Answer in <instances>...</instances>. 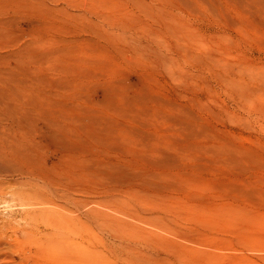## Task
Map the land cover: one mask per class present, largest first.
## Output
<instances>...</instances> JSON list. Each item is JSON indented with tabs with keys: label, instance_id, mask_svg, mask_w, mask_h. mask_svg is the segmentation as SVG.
<instances>
[{
	"label": "rangeland",
	"instance_id": "rangeland-1",
	"mask_svg": "<svg viewBox=\"0 0 264 264\" xmlns=\"http://www.w3.org/2000/svg\"><path fill=\"white\" fill-rule=\"evenodd\" d=\"M176 1L0 0V140L60 160L75 190L37 206L85 225L81 264H264V0ZM9 180L0 236L28 257L20 194L48 187Z\"/></svg>",
	"mask_w": 264,
	"mask_h": 264
},
{
	"label": "bare ground",
	"instance_id": "bare-ground-1",
	"mask_svg": "<svg viewBox=\"0 0 264 264\" xmlns=\"http://www.w3.org/2000/svg\"><path fill=\"white\" fill-rule=\"evenodd\" d=\"M176 1V0H175ZM173 2V1H172ZM177 2V1H176ZM195 2V1H194ZM206 2V1H205ZM178 3V2H177ZM176 3V6H178ZM241 3V1H240ZM181 4V3H179ZM182 6V5H181ZM185 7H189L190 6H185ZM177 8V7H176ZM188 11V10H187ZM110 21V20H109ZM88 41V40H87ZM72 42V41H71ZM64 43H67V42H64ZM87 43V42H86ZM27 44V43H26ZM69 44V43H68ZM72 43H70L71 45ZM169 45V44H168ZM2 46V45H1ZM72 48V47H71ZM21 49V48H20ZM18 50V51H21V50ZM23 49V48H22ZM68 49V48H67ZM38 52V51H37ZM20 53V52H19ZM23 54V53H22ZM21 54V55H22ZM37 54V53H36ZM47 54V53H46ZM50 54V53H49ZM65 54V52H64ZM15 55V54H14ZM66 55V54H65ZM44 56V55H43ZM24 57V56H23ZM37 57V55H36ZM49 57V56H48ZM18 58V57H17ZM7 59V57H6ZM16 59V58H15ZM32 59V58H31ZM43 59V58H42ZM21 61V60H20ZM39 61V60H38ZM42 61V60H41ZM40 61V62H41ZM1 62V61H0ZM32 62V61H31ZM43 63V61L41 62ZM40 63V64H41ZM5 64V62H4ZM22 64V62H21ZM67 64V63H66ZM23 65V64H22ZM43 67V66H42ZM45 67V66H44ZM47 68V67H46ZM50 68V67H49ZM66 66H65V70H66ZM43 69V68H42ZM41 69V70H42ZM15 70V69H14ZM39 70V69H38ZM62 70V69H61ZM17 71V70H16ZM23 71V69H22ZM21 71V72H22ZM47 71V70H46ZM19 72V71H18ZM37 72V71H36ZM42 72V71H41ZM20 73V72H19ZM23 73V72H22ZM21 73V74H22ZM67 74V73H66ZM44 75V74H43ZM37 76V75H36ZM29 78V77H28ZM50 78V77H49ZM11 79V78H10ZM21 79V78H20ZM37 79V77L35 78ZM43 79V78H41ZM5 80H7V77L5 78ZM13 80V79H12ZM12 80H9V81H12ZM24 80V79H23ZM28 80V79H27ZM7 81V82H9ZM21 81V80H20ZM74 81V80H73ZM36 82V81H35ZM49 82V81H48ZM24 83V82H22ZM36 84V83H35ZM27 85V84H26ZM39 85V84H38ZM44 85V84H43ZM8 88V84L6 85ZM30 86V85H29ZM47 86V85H46ZM60 86V85H59ZM2 87V86H1ZM4 88H6L4 85H3ZM39 87V86H38ZM45 87V86H44ZM51 87V86H50ZM72 87V86H71ZM23 88V87H22ZM55 88V87H54ZM1 90L0 91H3V88H0ZM12 89V88H11ZM10 89L11 92H13L12 90ZM21 89V88H20ZM32 89V88H31ZM36 89V88H35ZM59 89V88H58ZM7 90V89H6ZM9 90V89H8ZM16 90V89H15ZM29 90V89H28ZM38 90V89H37ZM42 90V89H41ZM5 91V90H4ZM9 91V92H10ZM33 91V90H32ZM43 91V90H42ZM79 91V90H78ZM11 92H10V95H11ZM40 92V91H39ZM4 93V92H3ZM32 93V92H31ZM57 93V92H55ZM80 93V92H79ZM9 94V93H8ZM1 95V94H0ZM4 95V94H3ZM1 95V96H3ZM9 95V96H10ZM17 95V94H16ZM35 95V94H34ZM39 95V94H37ZM53 95V94H51ZM56 95V94H55ZM6 96V95H5ZM8 96V95H7ZM6 96V97H7ZM41 96V95H40ZM78 96V95H77ZM11 97V96H10ZM8 97V98H10ZM38 97V96H37ZM36 97V98H37ZM51 97V96H50ZM54 97H57V96H54ZM5 98V97H4ZM12 98H13V95H12ZM11 98V99H12ZM24 98V97H23ZM30 98V97H29ZM35 98V100H36ZM6 99V98H5ZM22 99V98H21ZM26 99V98H25ZM3 100V101H2ZM2 104L4 102V99L2 97ZM10 100V99H9ZM12 101V100H10ZM9 101V102H10ZM30 101V100H29ZM28 101V102H29ZM21 102V101H20ZM26 102V101H25ZM24 102V104H26ZM31 102V101H30ZM42 102V101H41ZM1 103V102H0ZM5 103V102H4ZM40 103V102H39ZM45 103V102H44ZM51 103V102H50ZM21 104V103H20ZM19 104V106H20ZM23 104V105H24ZM54 104V103H53ZM4 105V104H3ZM5 105H7L5 103ZM10 104H8L7 107H9ZM12 105V104H11ZM15 105V103H14ZM29 105V104H28ZM35 105V104H34ZM22 106V104H21ZM27 106V105H26ZM31 106V104H30ZM18 106L14 107L13 109L12 106L11 108L7 109V112L11 113L12 116L15 117V115L18 117V119L16 120H19V118H21L22 116H25L27 113L25 111L26 114L24 115L22 112L18 111V110H21L20 108L23 109V107H19L17 108ZM40 107V106H39ZM51 107V106H50ZM2 107H0L1 109ZM33 108V107H32ZM42 108V106H41ZM54 109V108H53ZM111 109V108H110ZM2 110V109H1ZM49 111V110H48ZM36 112V111H35ZM71 112V111H70ZM88 112V111H87ZM32 113V112H31ZM38 113V112H37ZM52 113V112H51ZM50 113V114H51ZM86 113V112H85ZM29 114V113H28ZM50 114H46L49 115ZM54 114V113H53ZM51 114V116L53 115ZM37 115V114H35ZM43 115V114H42ZM60 115V114H59ZM58 115V116H59ZM2 116V115H1ZM10 116L9 114V117L15 119L14 117ZM45 116V115H44ZM56 116V117H58ZM34 117V116H32ZM47 118H42L43 119V122H44V119H48ZM55 117V116H54ZM3 118V116H2ZM53 118V117H52ZM51 118V119H52ZM60 118H62V120L58 119H52L54 121V123L56 125H59V123L57 124V122H60L62 123V121L64 120L63 119V116L61 115ZM5 119V118H4ZM10 119V118H9ZM8 119V120H9ZM50 119V118H49ZM7 120V119H6ZM15 120V121H16ZM30 120V119H29ZM73 120V119H72ZM14 121V120H13ZM14 121V123L16 124V122ZM33 121V120H32ZM36 121V120H35ZM48 121V120H46ZM45 121V122H46ZM51 121V122H53ZM51 125H53V127L55 126V124L51 123ZM111 122V121H110ZM60 123V124H61ZM64 123V121H63ZM62 123V124H63ZM11 124V123H10ZM18 124V123H17ZM48 124V122H47ZM45 124V126L47 125ZM66 124V122H65ZM64 124V126H65ZM73 124V123H72ZM71 124V126H72ZM62 126V127H64ZM70 126V125H69ZM12 127H13V124H12ZM62 127L61 128V132H62ZM48 128V127H47ZM68 128V127H67ZM71 128V127H69ZM73 128V127H72ZM74 128H77V127H74ZM56 129V128H55ZM7 130V129H6ZM17 130V129H16ZM68 130V129H66ZM73 132V129L70 130ZM8 132V131H7ZM65 131L63 130V133ZM12 133V132H11ZM69 133V132H67ZM88 133V132H87ZM4 135V134H3ZM59 136V134H57ZM72 135V134H71ZM70 135V136H71ZM75 134L72 135V137L74 136ZM56 136V137H58ZM5 137V136H4ZM14 137V136H13ZM68 137V136H67ZM8 138V137H7ZM60 138V137H59ZM63 138L65 139H68L66 138V136H63ZM4 139V138H3ZM10 139V138H9ZM15 139V138H14ZM5 140V139H4ZM1 142H3V140H0ZM9 142V140H7ZM10 141H12V139H10ZM16 141V140H15ZM23 141V140H22ZM60 141V140H59ZM71 141V140H70ZM0 142V179L2 180V178L4 179V181L6 179H10L9 181H14L13 183H24L25 182H31L33 180V182L35 183V185L37 186H44V187H48L47 191H41V192H37V191H34L32 190L31 192H22L20 194L21 198H23L24 200L26 201H29L27 202L28 204H31L30 206L32 208L29 209V211H26L27 215H30L31 218L33 220H35L34 222H37V226H35L33 229H30V230H27L26 231V235H31L33 236V241H35L36 245H37V249L33 250V248L31 247L30 245V238H27L26 239V245L28 247V251H29V256L26 257V256H22L21 258L20 257H16V253H15V249H17V244L15 243H12L10 241H4L2 240V237L3 236H0V264H81V262H84V259L83 257H80V255H78L79 253V246H80V243H77L76 242V237L80 234L81 232V229H83V226L85 225H82L81 224V227L78 226V223L77 221L74 220V218H71L69 217L68 215L64 214V210H59V209H47V208H43V206H37V205H44V203H50L49 200L52 202L50 204H53L55 206H58V207H62L59 205V203L55 202V201H62V199H67V198H70L71 197V194L73 192V190H75L74 188L72 189V186L71 185L72 183L71 182H64L63 178L65 180H68L66 179L67 177H62V176H59L61 173L59 172V175L57 173L58 171V164H60V160L56 161L54 160L51 161L53 162L52 163H47L46 164V160H43V156L39 155V157H41L39 159L38 158H34V153L33 150H31V147L29 146H24L25 145V142H20L19 143H14L11 142V143H6L4 144ZM18 142V141H17ZM73 142V141H72ZM24 143V144H22ZM35 143V142H34ZM33 143V144H34ZM9 144H13V145H9ZM36 144V143H35ZM76 145V143H73ZM71 144V145H73ZM36 146V145H35ZM59 146V145H58ZM60 149V147H59ZM78 149V148H77ZM76 149V150H77ZM82 150V148H80ZM54 150V149H53ZM74 149H72V152L74 153L73 151ZM35 151V150H34ZM38 151H39V148H38ZM41 151V150H40ZM57 151V150H56ZM69 151V150H68ZM78 151V150H77ZM80 151V150H79ZM38 153V152H37ZM58 153V152H57ZM81 153V152H80ZM60 154V153H58ZM73 155V154H71ZM61 156V155H60ZM36 157V156H35ZM47 157V156H46ZM52 157V156H51ZM49 157V158H51ZM55 157V156H54ZM62 158V157H61ZM47 159V158H46ZM52 159H55L52 157ZM76 159V158H75ZM48 160V159H47ZM77 161V160H76ZM79 161V160H78ZM74 163H77L74 161ZM79 164V162H78ZM50 165H53L55 167H51ZM63 166V165H61ZM72 166V164H71ZM70 166V167H71ZM75 166V164H74ZM73 166V167H74ZM69 167V168H70ZM76 167V166H75ZM74 167V168H75ZM81 167V166H80ZM80 167L78 169H80ZM66 168V167H65ZM83 168V166H82ZM86 167H84L85 169ZM64 169V168H63ZM88 169V168H86ZM85 169V172L88 171ZM66 170V169H64ZM74 170V169H73ZM72 170V171H73ZM76 170V169H75ZM81 170V169H80ZM65 172V171H64ZM67 172V170H66ZM89 172V171H88ZM78 173V172H77ZM73 175V173H72ZM79 175H80V172H79ZM91 176V174H90ZM84 177V176H83ZM72 179V178H71ZM75 179V178H74ZM73 181V180H72ZM3 182V181H2ZM31 182V183H33ZM4 183V182H3ZM10 183V182H9ZM30 184V183H29ZM74 184V183H73ZM79 184V183H78ZM1 185V184H0ZM30 185H33V184H30ZM75 185V184H74ZM34 186V185H33ZM76 186V185H75ZM78 190V189H77ZM2 192V191H1ZM46 192H48L49 194H47ZM3 193V192H2ZM50 195H52V197H54L55 199L54 200H51L48 199V197H50ZM54 201V202H53ZM32 202V203H31ZM34 203V204H33ZM33 204V205H32ZM28 206V205H27ZM62 209H65V207H62ZM40 220H43V221H40ZM4 223V222H3ZM2 225V224H1ZM2 229V228H1ZM86 231L87 232H90L91 231V228L90 226H86ZM1 231V230H0ZM3 231V230H2ZM1 234V232H0ZM4 235V234H3ZM44 235V236H43ZM6 239V238H4ZM19 249V247H18ZM87 260H90V257L87 258ZM89 264V263H88Z\"/></svg>",
	"mask_w": 264,
	"mask_h": 264
}]
</instances>
